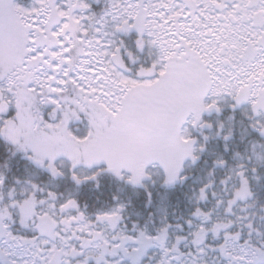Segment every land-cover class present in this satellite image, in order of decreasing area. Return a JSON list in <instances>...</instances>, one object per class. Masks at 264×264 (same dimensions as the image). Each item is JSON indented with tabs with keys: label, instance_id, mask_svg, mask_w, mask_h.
Instances as JSON below:
<instances>
[{
	"label": "snow or ice",
	"instance_id": "1",
	"mask_svg": "<svg viewBox=\"0 0 264 264\" xmlns=\"http://www.w3.org/2000/svg\"><path fill=\"white\" fill-rule=\"evenodd\" d=\"M0 264H264V0H0Z\"/></svg>",
	"mask_w": 264,
	"mask_h": 264
}]
</instances>
